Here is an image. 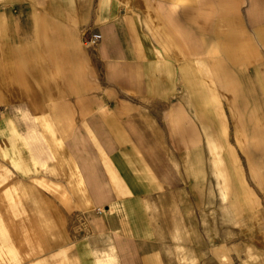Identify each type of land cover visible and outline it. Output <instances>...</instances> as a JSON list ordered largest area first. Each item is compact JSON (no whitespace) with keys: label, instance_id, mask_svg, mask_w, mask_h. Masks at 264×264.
I'll return each instance as SVG.
<instances>
[{"label":"crops","instance_id":"obj_1","mask_svg":"<svg viewBox=\"0 0 264 264\" xmlns=\"http://www.w3.org/2000/svg\"><path fill=\"white\" fill-rule=\"evenodd\" d=\"M0 264H264V0H0Z\"/></svg>","mask_w":264,"mask_h":264},{"label":"built area","instance_id":"obj_2","mask_svg":"<svg viewBox=\"0 0 264 264\" xmlns=\"http://www.w3.org/2000/svg\"><path fill=\"white\" fill-rule=\"evenodd\" d=\"M100 37H101V35H100L99 33H92V34L89 36L88 41H89V42H94V41L98 40Z\"/></svg>","mask_w":264,"mask_h":264},{"label":"bare ground","instance_id":"obj_3","mask_svg":"<svg viewBox=\"0 0 264 264\" xmlns=\"http://www.w3.org/2000/svg\"><path fill=\"white\" fill-rule=\"evenodd\" d=\"M179 5V4H178ZM186 8V5H184V4H181V5H179L178 6V10L180 11V10H183V9H185ZM176 10V9H175ZM178 12V11H177Z\"/></svg>","mask_w":264,"mask_h":264}]
</instances>
